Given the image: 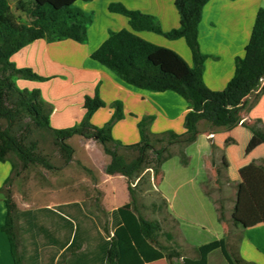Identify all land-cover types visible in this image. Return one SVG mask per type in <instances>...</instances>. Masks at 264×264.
Listing matches in <instances>:
<instances>
[{"label":"trees","instance_id":"trees-1","mask_svg":"<svg viewBox=\"0 0 264 264\" xmlns=\"http://www.w3.org/2000/svg\"><path fill=\"white\" fill-rule=\"evenodd\" d=\"M78 1L92 0H0V120L5 122L0 124V162L9 161L13 173L18 166L21 171L35 165L51 169L47 158L38 152L39 144L34 136L39 131L54 136V145L66 164L74 159L75 154L74 147L68 143L70 139L79 136L94 140L110 157L105 173L122 175L127 179L131 201L111 214L113 229L105 235L100 230L93 232L83 228L81 218L84 213L80 204H73V224L50 208L21 210L12 198V191L5 190L12 184V177L9 178L3 188L7 206L3 231L8 237L14 264H38L37 248L41 237L45 240L43 245L60 248L67 244V241L55 244L54 234L40 223L43 216L56 217L69 224L67 229L73 235L70 243L69 236L67 239L72 246L69 249H73V264L85 261L93 264H146L163 259L168 264L180 259L184 264H209V255L215 250H220L228 264H251L240 254L234 257L230 253L226 238L199 246L197 258L184 257L173 235L163 231L160 220H149L140 214L138 200L145 191H156L152 176L156 179L161 175L163 164L173 157L176 147L182 162L189 163L184 148L197 141L202 121L215 128L234 129L242 125L264 143L263 119L247 122L243 117L259 104L264 95V7L256 15L244 56L236 59L233 78L224 90L214 91L204 81L208 56L202 53L199 42L203 9L210 0H174L180 26L169 32H164L151 15L129 10L120 3L111 4L109 10L127 17L130 29L110 32L109 38L91 58L130 86L151 92L172 91L190 105L184 119V133L152 134L153 117H144L138 124L140 141L124 145L112 134L114 124L124 117L120 104H114L115 113L111 120L103 127H97L91 123L92 116L106 103L98 95L87 96L84 104L86 115L82 122L78 126L58 130L51 126L53 110L43 100L41 91L21 89L17 85V79L48 80L30 68H18L12 61L23 48L41 39L87 42L93 20L77 6ZM139 31L161 34L170 40L185 39L192 53V65L176 51L143 39L136 34ZM253 94L256 96L251 101ZM127 153L134 156L129 158ZM213 167L217 183H220L226 167L216 162H213ZM261 167L264 170V161ZM19 174L20 171L17 172ZM225 176L230 183L227 174ZM158 194L162 204L168 208L167 201L161 193ZM152 205L156 211L161 210L160 205ZM218 213L219 220L226 222L223 206L218 208ZM234 223L240 225L237 219ZM26 240L32 246L30 251L23 243Z\"/></svg>","mask_w":264,"mask_h":264},{"label":"crops","instance_id":"crops-1","mask_svg":"<svg viewBox=\"0 0 264 264\" xmlns=\"http://www.w3.org/2000/svg\"><path fill=\"white\" fill-rule=\"evenodd\" d=\"M113 3H120L129 10L153 16L164 32L180 26V17L174 0L78 1L77 6L91 15L93 20L88 29L87 42L80 44L72 40L51 42L41 39L23 48L13 56L12 61L18 68H30L48 80L17 79V85L21 89L41 91L43 100L53 110L50 123L54 129L78 126L86 115L84 107L86 97L98 95L106 106L93 114L91 123L103 127L115 113L114 104H120L124 117L114 124L112 134L124 145H133L140 141L138 124L144 117H153L150 127L152 134L160 135L168 131L184 133V119L190 111V105L185 99L172 91L151 92L130 86L113 71L91 58L109 38L111 30L118 32L130 29L127 17L109 10ZM261 3L262 0H210L205 5L199 27V42L202 53L208 56L205 62L204 81L210 89L222 91L233 78L236 59L245 54L256 15L262 7ZM99 14L102 17H98ZM136 34L155 45L176 51L192 65V53L185 39L170 40L164 35L150 31H139ZM263 98L264 95L259 104L247 114L245 117L247 122L252 121L251 114ZM199 130L197 141L184 148L189 163L182 162L178 153L179 148L176 147L173 157L163 164L161 175L156 179L152 176L154 189L167 201L169 214L180 222L202 218L206 203L212 204L217 212V204L207 193L206 183L211 173H215L213 162L217 161L216 152H221L220 163L226 167L227 177L240 184L241 191L237 195L235 211L237 214L235 219L240 222L243 229L239 254L251 264H264V170L261 167L264 155L253 149V145L256 147L259 145L264 153V146L260 143L262 141L255 138V135L242 125L234 129H225L212 127L208 122L202 121L199 123ZM242 130L244 134H238L242 133ZM79 142L86 155L90 142L97 143L83 138H80ZM101 155L103 166L98 167L100 172L95 180L103 194L101 205L113 229L111 214L128 204L131 197L127 179L122 175H107L105 167L110 162V157L103 151ZM242 164H245L248 170H243L240 166ZM248 171L254 173V178L247 175ZM12 176V164L9 161L0 162V264H14L10 243L3 231L7 216L3 188ZM75 203L81 205L84 213L80 201L66 202L60 205L59 211H54L73 224ZM245 205L249 206L250 213L242 218L239 214L241 207ZM40 223L43 224L41 220ZM57 226L56 230L46 227L54 234L55 244L57 241H67V244L59 248L57 245L39 243L38 264H73V249H69L72 247L69 243L73 232H69L67 229L69 224L65 221L59 220ZM62 230L66 231L63 239L58 236ZM184 235L192 240L196 232L193 233L192 230ZM42 246L53 249L48 262L42 259ZM159 261L146 264H155ZM81 264L93 263L85 261Z\"/></svg>","mask_w":264,"mask_h":264},{"label":"rangeland","instance_id":"rangeland-1","mask_svg":"<svg viewBox=\"0 0 264 264\" xmlns=\"http://www.w3.org/2000/svg\"><path fill=\"white\" fill-rule=\"evenodd\" d=\"M261 5L264 7V0H262ZM98 17L102 16L99 14ZM112 31L116 30H111V32ZM255 96L256 94L251 95L250 100L253 101ZM247 114L249 113L246 112L243 114L244 119ZM251 117L253 118L251 122H254L257 118H261L264 121V98L254 112H252ZM0 124L3 125L5 122L0 120ZM241 132L242 133L238 134H244L243 130ZM254 137L257 138L256 136ZM34 138L39 144L38 152L47 158L52 168L48 169L43 165H35L26 171H21V167L18 166L16 172L13 173L11 186H7L5 190L7 191L10 189L12 191L13 200L17 203L19 208L23 210L51 208L52 210L59 211V206L61 204L80 201L84 209V215L81 218V225L83 228L93 232L100 230L107 235L112 231V228L109 224L108 216L101 205L103 194L99 187H97V181L95 180L100 172L98 167L103 166V156L101 152L103 151L104 153V150L102 145L90 142V146L88 147L89 152L88 155H86L79 142L81 137L75 136L73 140L70 139L68 141L75 149L74 159L66 164L58 148L54 145L53 135L39 131L35 134ZM260 143L264 146L263 142ZM253 146L255 151L264 155L259 145H257V147L256 145ZM216 153L215 160L219 162L217 163L216 161V163L222 165L220 163L221 152ZM127 155L129 158L134 156L131 153H127ZM15 161L18 163L17 158H15ZM240 166L243 170H248L245 164ZM234 170L236 169L234 168ZM234 170L232 171L234 172ZM18 171H20L19 175H17ZM223 173L224 176L220 183H217L216 172L213 174L211 173L206 183V189L207 193L217 204V210L220 206H223L226 218V222L224 223L219 220L218 211L216 212L213 205L209 203L205 205V214L202 218L195 220L186 219L180 222L169 214L167 207L162 204V199L157 191H145L139 196L138 204L140 214L149 220H160L163 231L173 235L177 247L184 257L197 258V248L199 246L221 238L227 239L228 249L234 257L239 255V246L243 238V229L239 224H235L234 222L237 217V214H235L238 199L237 195L241 190L240 187H238L239 182L230 180L231 182L229 183L226 179L224 169ZM247 175H249L250 178H254V173L251 171H248ZM244 193L246 195L245 191ZM153 203L160 205L161 210L156 211L152 207ZM249 213L250 208L248 205H245L241 207L239 216L245 218ZM41 222L51 230H56L59 220L56 217L43 216L41 217ZM18 224L21 225L20 222ZM193 227L197 229L195 230ZM192 230L193 233L196 232V235L192 240L187 239L184 233ZM65 233V230L59 232V238L63 239ZM39 242L43 245L45 242L44 238L41 237ZM23 243L27 246V249H32L29 240ZM164 243L167 244V242ZM52 252L53 249L51 247L42 246V259L45 260L44 262H48ZM155 264H168V262L162 260ZM173 264L184 263L180 259L174 260ZM209 264L228 263L222 256L220 250H215L209 255Z\"/></svg>","mask_w":264,"mask_h":264}]
</instances>
